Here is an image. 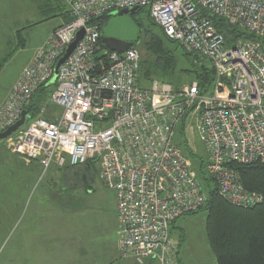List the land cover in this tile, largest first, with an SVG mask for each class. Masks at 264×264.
I'll list each match as a JSON object with an SVG mask.
<instances>
[{
  "label": "built area",
  "instance_id": "obj_1",
  "mask_svg": "<svg viewBox=\"0 0 264 264\" xmlns=\"http://www.w3.org/2000/svg\"><path fill=\"white\" fill-rule=\"evenodd\" d=\"M147 6L169 41L214 69L209 92L203 94L197 82L177 89L152 80L150 88L142 87L137 48L122 54L102 49L93 19ZM69 7L71 21L36 50L0 105V134L48 86L83 32L49 96L61 115L54 121L38 116L4 142L45 171L93 162L116 195L121 259L178 264L171 228L209 201L193 161L178 146L181 126L186 134L194 122L211 189L225 202L249 209L263 201L245 189L234 166H264V0H71ZM221 24L234 35L223 33Z\"/></svg>",
  "mask_w": 264,
  "mask_h": 264
},
{
  "label": "rangeland",
  "instance_id": "obj_2",
  "mask_svg": "<svg viewBox=\"0 0 264 264\" xmlns=\"http://www.w3.org/2000/svg\"><path fill=\"white\" fill-rule=\"evenodd\" d=\"M66 1L69 4L71 0ZM23 9V5L19 0H0L1 50L3 48L9 51L12 50L11 30L18 27L22 22L20 15L22 11L24 12ZM34 17L40 19L41 15L39 12H35ZM42 28L46 29V26H42ZM42 28L37 27L34 30L41 31L43 30ZM147 29L151 36L162 39V35L157 27L152 26ZM139 45L135 46L139 50H142L143 43L140 42ZM163 48L164 51L169 50L171 55L176 58L178 68L173 71L171 68H167L157 62L147 63L140 70V85L150 88L152 78L179 85H189L192 79L189 75L180 73L183 61V49L177 44L169 45L166 42H164ZM153 58L151 56L150 60H153ZM22 62V59L12 60L0 73V98L5 93L4 90L15 80L16 72L18 73ZM149 69H151V78L146 75ZM56 109L60 111V108L56 107ZM186 136L177 138L179 148L187 155V148H189L194 152V155L207 159L205 147L199 139L194 122H188ZM7 149L0 143V179L10 181L37 179L45 186L47 183H51V181L60 183V189L57 193L58 199H54L55 206H59V210L56 212L59 220L65 219L68 223V228H72L75 231L81 227L84 230L85 241L96 246H101L108 253L114 250L112 244L117 237V225H115L116 228L113 225V217L115 216L117 206L116 195L100 180L99 169L96 170L97 167L95 170L92 169L91 172L87 170L89 173L88 176L86 175L88 178L85 176L88 180L87 183L82 181L79 168L59 171L56 169L57 167L53 166L47 171L43 169L38 177V174L32 173L30 175L28 174L29 170L22 169L19 164H16L10 156V150L8 151ZM21 160L24 161L23 159ZM23 163L27 166L31 164V162L25 161ZM19 170L20 172H18ZM14 190L0 189V264L7 258H10L9 255L15 249L22 228L24 214L26 213H24V209L20 205V194H18L19 196L13 194ZM47 191L49 192L50 190L44 188V192ZM31 201L32 203L35 202L34 194L29 197L28 204ZM11 203L15 204L14 208H10ZM207 215V211H202L192 216L182 217L172 226L170 238L175 247L178 264H217L206 237ZM181 238L182 246L180 247ZM147 264L158 263L149 260Z\"/></svg>",
  "mask_w": 264,
  "mask_h": 264
},
{
  "label": "crops",
  "instance_id": "obj_3",
  "mask_svg": "<svg viewBox=\"0 0 264 264\" xmlns=\"http://www.w3.org/2000/svg\"><path fill=\"white\" fill-rule=\"evenodd\" d=\"M19 1L23 5L25 13L22 11L20 15V19H22L20 25L11 30L12 50L0 49V73L12 60L22 59L23 62L18 73L16 72L15 80L4 90L5 93L0 98V105L8 97L13 83L19 79L24 68L31 62L37 48L45 43L55 29L67 24L71 19L70 7L66 0ZM35 12L40 13V19L34 17ZM42 26H46V29L42 28ZM37 27L43 30H34ZM32 103H30L28 108L32 106ZM56 107L58 106L50 101L47 95V100L42 105L39 116L46 120L54 121L61 115V109L59 111ZM0 143L7 149L5 142ZM7 150L9 151V149ZM10 156L22 169L29 170L28 174L30 175L35 173L39 177L43 171V168L37 162H31L30 166H27L23 163L24 161L21 160V157L13 153H10ZM83 168H79V173L82 176V181L87 183L88 168ZM56 169L66 171L73 168L57 167ZM85 175L87 176L85 177ZM59 187L60 183L53 181L45 186L37 179L12 181L0 179V189H15L13 194H20V205L24 209V213L26 212L18 243L9 255L10 258H7L2 264H129L121 259L116 213L113 217V225H117V237L112 244L114 250L108 253L101 246L85 241L84 230L81 227L75 231L72 228H68V223L65 219L59 220L56 214L59 206H55L56 203H54V199H58ZM44 188L50 191L44 192ZM32 194H34L35 202L32 203L31 201L28 204L29 197ZM14 206V203L10 204V208H14Z\"/></svg>",
  "mask_w": 264,
  "mask_h": 264
},
{
  "label": "trees",
  "instance_id": "obj_4",
  "mask_svg": "<svg viewBox=\"0 0 264 264\" xmlns=\"http://www.w3.org/2000/svg\"><path fill=\"white\" fill-rule=\"evenodd\" d=\"M130 16L139 28V40L136 45H139L140 42L143 43L142 50H139L137 46L134 47L141 54L140 70L147 63L157 62L175 71L178 68V61L171 55L169 50L164 51L163 44L164 42L169 45L177 44L183 49V61L180 73L189 75L192 79L191 83L197 82L203 94L210 91L215 81V71L207 61L200 59L194 53L186 51L180 44L169 41L151 18L148 6L137 8ZM109 20L110 15H103L102 17L93 19L92 23L99 27L100 34L102 35V29ZM146 26L157 27L162 35V39L151 36ZM220 30L226 33L227 36L234 35V32H227L226 26L223 24L220 25ZM101 47L103 50L110 52L103 45L102 41ZM151 56L154 57L153 60H150ZM150 74L151 69L146 72V75L151 78L152 75ZM152 80L172 84L177 89L183 86V84H174L156 78H152ZM54 88L55 85L45 86L34 95L33 99L35 100L33 103V100L31 101L32 106L26 108L31 120L39 116L41 107L47 100V95L50 96ZM184 135L186 136L185 129L181 126L178 137ZM187 151L188 155L186 153L185 155L193 161L194 168L208 189L209 196L207 206L189 216L207 211L206 237L217 264H264V166L258 163L234 166V169L240 174L245 189L250 192H257L263 196L262 203L256 207L241 209L230 206L219 196L217 191L211 189V180L206 172L207 160L194 155V152L189 148H187ZM89 166L88 170L90 172L92 169L95 170L93 162ZM181 241L182 238L180 239V247L182 246Z\"/></svg>",
  "mask_w": 264,
  "mask_h": 264
},
{
  "label": "water",
  "instance_id": "obj_5",
  "mask_svg": "<svg viewBox=\"0 0 264 264\" xmlns=\"http://www.w3.org/2000/svg\"><path fill=\"white\" fill-rule=\"evenodd\" d=\"M136 9L132 8L113 12L110 15V20L103 27L101 41L111 52L122 54L137 44L139 40V28L130 16ZM83 36V32L78 33L76 40L68 47L65 55L58 61L54 70V77L48 86L56 83L60 67L73 53ZM30 120L29 113L24 111L21 119L16 124L0 134V142H4L11 135L22 129ZM157 251L159 252L160 248Z\"/></svg>",
  "mask_w": 264,
  "mask_h": 264
},
{
  "label": "flooded vegetation",
  "instance_id": "obj_6",
  "mask_svg": "<svg viewBox=\"0 0 264 264\" xmlns=\"http://www.w3.org/2000/svg\"><path fill=\"white\" fill-rule=\"evenodd\" d=\"M84 168H85V169H86V168H88V169H89V167H88V166H87V167H84ZM84 168H83V169H84ZM85 176H86V175H85Z\"/></svg>",
  "mask_w": 264,
  "mask_h": 264
}]
</instances>
